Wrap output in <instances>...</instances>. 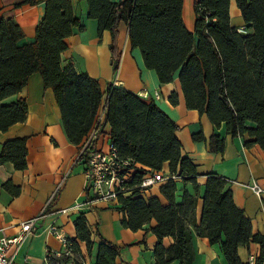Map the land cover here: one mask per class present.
Wrapping results in <instances>:
<instances>
[{"label":"trees","instance_id":"16d2710c","mask_svg":"<svg viewBox=\"0 0 264 264\" xmlns=\"http://www.w3.org/2000/svg\"><path fill=\"white\" fill-rule=\"evenodd\" d=\"M88 18L97 21V34L111 35V65L118 68V26L128 25L132 48L140 51L145 68L155 71L160 83L177 76L185 107L205 115L215 129L222 124L231 137L247 135L249 147L257 144L264 150V0H235L247 34H240L230 23V0H193V32L187 30L181 16L183 0H85ZM44 5V15L36 26L34 41L18 45L23 38L19 25L0 15V132L22 123L27 116V103L19 98L5 104L3 100L18 93L33 73H38L44 87H50L61 114L63 129L69 141L81 144L90 130L95 115L105 104L104 124L119 156L134 168L130 184L140 181L147 170H162L165 163L177 179H167L160 193L169 201L161 204L156 196L144 198L134 192L118 198L123 213L121 225L137 231L151 220L149 230L156 236L153 253L155 264H192L194 251L191 230L206 237L210 244H220L227 264H248L238 256V247L259 245L254 264H264V235L253 233L251 221L233 202L230 182L217 174H208L203 186L192 161L182 154L176 136L178 126L153 101L146 102L122 87L108 84L105 91L86 72H77L71 63L61 65L65 40L74 27L81 28L71 0H21L15 3ZM177 105L175 93L169 97ZM204 142L208 150L222 153L224 139L213 132L208 139L202 132L191 136ZM26 137H16L0 145V165L11 163L15 170L27 168ZM177 182L184 189L181 203H175ZM190 186V190L188 189ZM2 188L18 196L20 187L6 181ZM202 200L199 222L196 206ZM76 239L68 240L71 257L83 263L79 243L87 253L94 245L84 213L73 219ZM95 264H126L119 260L120 247L99 234ZM173 242L164 248L162 240ZM48 264L68 262L47 253Z\"/></svg>","mask_w":264,"mask_h":264},{"label":"crops","instance_id":"0c3cea01","mask_svg":"<svg viewBox=\"0 0 264 264\" xmlns=\"http://www.w3.org/2000/svg\"><path fill=\"white\" fill-rule=\"evenodd\" d=\"M19 1L21 0H0V15L4 19H13L19 25L23 38L17 44L25 45L34 41L36 26L44 15V5L23 4L16 7L15 3ZM109 1L116 3L119 0ZM71 5L81 28L74 27L65 40L67 49L61 54V65L71 63L77 72H86L99 82L103 92L108 84H115L146 102L153 101L178 126L176 136L181 142L182 154L196 167L197 183L203 186L208 174H217L227 179L233 202L251 221L252 232L264 235V150L257 144L245 146V141L251 140L247 135L231 137L226 134L224 124L215 129L205 115L187 109L177 76L172 82L162 84L155 71L145 68L140 51L130 45L128 25L124 22L117 29L116 44L120 60L114 72L109 50L110 33L103 31L101 39L98 38L97 21L88 18V4L85 0H71ZM229 15L233 27H244L235 0L229 2ZM181 16L187 30L193 32V0L182 1ZM143 90L147 91V98L141 97ZM172 93L177 95V105L169 102ZM19 98L25 99L27 103L26 120L0 132V145L16 137H26L27 168L19 171L11 163L0 165V236L17 233L22 221L35 216L41 218L37 231L25 236L17 246L14 264H48L47 253L61 252L64 248L62 240L49 231V226L56 224L62 238L77 241L73 219L80 213H84L94 241L90 253H87L83 243L78 242L85 264L96 262L97 234L120 247L119 262L155 264L153 249L157 238L149 230L155 225L154 220L137 231H131L121 225L123 213L118 209V200H100L84 206L86 181L83 166L77 160L78 145L69 141L53 90L44 87L38 73L31 74L23 88L3 100V103L8 104ZM109 131L110 127L105 125L104 132L108 134ZM199 132L206 139L213 132L217 133L224 139L223 152H210L206 143L193 141L191 136ZM101 143L100 138L96 144L101 146ZM162 170L169 172L167 163ZM9 180L14 186L20 187L18 196H11L2 188ZM164 182L157 183L146 195L139 196H156L161 204H168L169 201L160 193V186ZM253 183L262 188L261 193L253 191ZM59 185L53 202L47 204ZM183 189L182 182H177L175 203H181ZM188 189H191L190 186ZM201 209L202 200L198 199L197 223ZM191 233L194 251L192 264H227L220 244H210L206 237L198 236L193 228ZM172 242L171 237H164L162 245L168 248ZM237 252L240 260L245 263L249 256L256 257L259 254V245L250 243L240 246ZM169 264H179V261L174 260Z\"/></svg>","mask_w":264,"mask_h":264},{"label":"built area","instance_id":"2783aa9c","mask_svg":"<svg viewBox=\"0 0 264 264\" xmlns=\"http://www.w3.org/2000/svg\"><path fill=\"white\" fill-rule=\"evenodd\" d=\"M240 34H247L249 30L244 27H237ZM115 85V84H114ZM147 91L141 92V97L147 98ZM104 115L105 104L100 105L93 124L79 145L77 160L82 164L85 176L84 187V206L91 205L95 201L100 200H118L119 197H127L134 192L137 195L144 194L155 186L157 183L166 181L167 179L176 180L177 177L170 172L163 170H147L136 184H130L134 168L127 159L119 156L117 149L112 144L109 135L104 132ZM102 139L101 146H97L96 142ZM57 187L55 193L49 198L47 204L53 202L55 195L59 189ZM257 194L262 192V188L253 183L251 186ZM66 212V210H61ZM41 216H35L19 223V231L13 235L0 236V264H14V252L20 242L28 234L35 233ZM49 231L59 237L63 242V251L53 253L56 258L69 257V261L59 264H77L71 257L69 250V242L62 238L61 232L56 224L49 226ZM248 264L255 263V257L249 256ZM78 264H85L78 263Z\"/></svg>","mask_w":264,"mask_h":264}]
</instances>
